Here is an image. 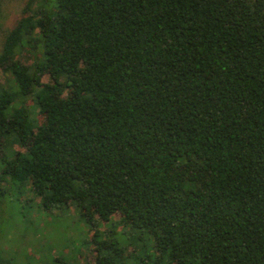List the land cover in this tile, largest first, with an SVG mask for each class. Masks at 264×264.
Wrapping results in <instances>:
<instances>
[{"label":"trees","instance_id":"16d2710c","mask_svg":"<svg viewBox=\"0 0 264 264\" xmlns=\"http://www.w3.org/2000/svg\"><path fill=\"white\" fill-rule=\"evenodd\" d=\"M0 74V184L91 264H264V0H26Z\"/></svg>","mask_w":264,"mask_h":264},{"label":"rangeland","instance_id":"374dc122","mask_svg":"<svg viewBox=\"0 0 264 264\" xmlns=\"http://www.w3.org/2000/svg\"><path fill=\"white\" fill-rule=\"evenodd\" d=\"M25 2L26 0H2L0 48L6 33L21 16ZM3 81L4 78L0 74V83ZM42 82L47 83L50 80L44 76ZM8 188V185L0 184V190H5L0 194V256L2 258L7 259L10 264L93 263L95 255L93 250L86 248V245L85 248L81 247L78 242L86 238L90 239L97 232V227L89 228L82 222L78 224L76 211L72 205L67 206L65 212L58 213L61 219H65L62 225L57 220L50 219V216L38 214L35 204L37 200L27 202L20 211L19 208L22 207L27 196L22 197L18 204ZM111 220L120 230L119 217H112Z\"/></svg>","mask_w":264,"mask_h":264}]
</instances>
